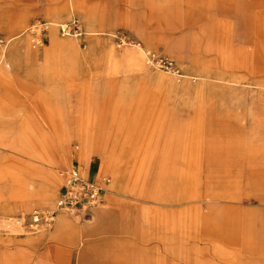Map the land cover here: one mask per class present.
Wrapping results in <instances>:
<instances>
[{
    "label": "rangeland",
    "instance_id": "1",
    "mask_svg": "<svg viewBox=\"0 0 264 264\" xmlns=\"http://www.w3.org/2000/svg\"><path fill=\"white\" fill-rule=\"evenodd\" d=\"M258 4L264 7V0H0V264H110L105 247L144 246L147 217L170 202L177 210L176 242L155 244L147 264H221V258L264 264V39L258 34L264 16ZM73 18L81 33L61 35L58 24ZM35 21L54 24L33 48L25 30ZM49 29L74 42L73 64L67 48L42 61ZM17 32L38 60L4 68L5 40ZM129 48L142 65L122 56ZM197 73L211 89H198ZM134 110L164 124L160 145L169 132L194 140L174 151L176 179L162 171L157 149L138 150L129 125ZM208 121L211 148L199 149L195 140ZM73 165L102 191L83 212H54L60 173ZM47 179L50 194L36 200ZM187 180L190 195L209 198L188 199ZM157 192L165 204L154 203ZM29 196L35 200L25 207ZM35 211L38 222L31 219ZM62 216L76 228L73 239L70 228L58 230ZM211 221L229 238L215 239L206 228ZM156 231L168 234L166 227Z\"/></svg>",
    "mask_w": 264,
    "mask_h": 264
},
{
    "label": "crops",
    "instance_id": "2",
    "mask_svg": "<svg viewBox=\"0 0 264 264\" xmlns=\"http://www.w3.org/2000/svg\"><path fill=\"white\" fill-rule=\"evenodd\" d=\"M257 8L261 10V15L264 16V7L262 5L258 4ZM16 18V16H15ZM17 20V18H16ZM47 24L52 25L54 24L53 22H47ZM49 27V26H47ZM260 37H263L264 39V23L261 26L259 33ZM46 41L48 42L49 46L45 49V52L43 53L42 56V61L44 62L47 56L51 54L53 51L60 50L61 48H67L69 52H67V62L69 64H73V57L77 56V51L74 46V42L71 39H60L54 33L52 32L51 29L48 30V34L46 36ZM8 43V50L5 55V52L3 53V57L6 56V60L4 61V64L2 65L4 68L9 67L13 62L19 61V60H25V61H33L36 62L38 59V56L34 53L27 52L26 51V42L24 37H22V32H17L14 34H11L8 36L5 40ZM136 48V47H135ZM135 51L129 49H125L124 52L122 53L123 57L126 59L127 62L133 63V64H138L142 65L141 58L138 54L134 53ZM41 62V61H40ZM202 71L200 68L198 69ZM200 79L207 77L204 73H197L196 74ZM38 79H43L46 76H44L43 73H38L35 75ZM206 79H202L201 85L197 86L198 89L204 90V87L209 90L211 89V86H209L208 82H204ZM146 116H143V114L140 113L138 110H134L131 114V130H132V136H135V143L138 147V150L140 151L142 148L152 146L157 149V152L155 153L157 158L160 160L162 171L165 172L166 169H169L170 171L168 173H173V177L176 179V176H174L175 171H173V164L176 159V151L178 148L181 146H186L189 144L191 146L192 142L194 141L187 136V135H180L177 134L176 136L171 134L173 132H169V134L166 136L165 141L160 145V135L163 132L164 129V124L156 122L155 124H152L151 122H148L146 120ZM205 128L202 129V133L198 139L195 140L196 146H199V149H210L211 144L209 143V140L206 138L211 131L210 128V121L204 124ZM171 130L174 131V127H171ZM190 135V134H188ZM131 144V143H130ZM130 160V157H128ZM142 159V158H141ZM108 158L106 159V161ZM128 160V161H129ZM127 161V160H126ZM143 161V159H142ZM108 163L109 160L107 161ZM109 165V164H105ZM113 165L116 167L117 163L114 161ZM111 167V164L109 165ZM135 165H129V170H127V179L132 176V172L135 169ZM182 172L179 174V176H183ZM185 176V175H184ZM24 185L27 184V181H22ZM191 182L189 180L184 181L183 185V190L188 191L186 188L188 184ZM53 186V181L51 179H47L46 183L44 186L38 190V198L36 200H40L42 202H45L46 198L50 194L51 187ZM28 191V190H27ZM29 192V191H28ZM192 192H187L189 194L188 199H192L193 201H205L209 198L208 193L206 196L202 195H190ZM33 196H29L26 198V201L24 202L25 207H29L30 204L34 201ZM165 197H163V192H157L155 195L154 203L157 205H163ZM168 208L164 209L163 207H156L154 208V213L150 214V218L147 217V220L145 221V226L146 228L141 230V237L142 240L145 244L144 246L140 245L138 246L137 244L135 245H128L127 249L125 248L126 244H114L108 247H105V251L108 253V259H111L112 261L110 264H147L148 259H150V252H153L154 249L156 248L155 244H164L165 242L169 244H175L176 242V235H175V221L177 220V210L173 206V204L170 202L167 204ZM150 212V211H149ZM152 213V212H150ZM207 214L203 215L206 216ZM70 225L69 220L67 217L62 216L58 222V230L64 229V227H68ZM167 228L168 229V234L167 235H158L157 231L154 232V230H160V228ZM71 230L69 232V238L73 239L74 234H76V228H72V226H69ZM206 228L209 231H212L214 233L215 239L217 234H220L221 240L228 239L229 236L226 235L225 230L223 229V226H218L217 223L215 222H206ZM222 233V234H221ZM113 249H111V247ZM119 247L122 249V252L118 251ZM216 256L214 253L212 255V259ZM217 259V256L216 258ZM156 261H158L156 259ZM81 262V260H80ZM221 264H226V258H221L219 261ZM104 263V262H103ZM24 264H37V262H31V263H24ZM84 264H88L87 262H84ZM94 264V263H92ZM100 264V263H97ZM107 264V261L104 263ZM212 264H220L217 263L216 261H213Z\"/></svg>",
    "mask_w": 264,
    "mask_h": 264
},
{
    "label": "built area",
    "instance_id": "3",
    "mask_svg": "<svg viewBox=\"0 0 264 264\" xmlns=\"http://www.w3.org/2000/svg\"><path fill=\"white\" fill-rule=\"evenodd\" d=\"M47 25V22L35 21L26 27L25 31L29 34V41L33 48L42 45L41 31ZM57 27L61 35H69L71 32L75 35L81 33L74 18L68 23L58 24ZM60 175L63 178V184L54 202V212L70 211L80 213L95 205L102 191L99 181L84 176L75 165L62 170ZM39 216L40 214L35 211L31 216L32 221L38 222L40 220Z\"/></svg>",
    "mask_w": 264,
    "mask_h": 264
}]
</instances>
